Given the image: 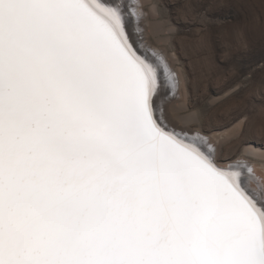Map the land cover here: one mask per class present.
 <instances>
[{
	"label": "snow or ice",
	"instance_id": "1",
	"mask_svg": "<svg viewBox=\"0 0 264 264\" xmlns=\"http://www.w3.org/2000/svg\"><path fill=\"white\" fill-rule=\"evenodd\" d=\"M128 7L0 0V264H264L261 179L177 102ZM198 15L217 70L239 66L248 8Z\"/></svg>",
	"mask_w": 264,
	"mask_h": 264
},
{
	"label": "rangeland",
	"instance_id": "2",
	"mask_svg": "<svg viewBox=\"0 0 264 264\" xmlns=\"http://www.w3.org/2000/svg\"><path fill=\"white\" fill-rule=\"evenodd\" d=\"M127 2L133 16L140 15V20H143V34L148 38L144 42L148 41V46L159 49L163 56H167L172 68L180 73L182 92L177 94L179 89L173 91L180 103H188L191 97L203 106L202 118L205 127L210 130V139L223 145L224 155L233 156L236 161L241 160L246 164L252 163L250 167L254 169V175L261 179L260 185L254 183L259 191L264 186V170L260 164L264 160L249 155L246 150L255 147L264 151V120L259 116V110L264 107V37L260 31L264 0ZM234 2L243 3L250 11V30L254 36L252 40L246 35L241 36L237 46L241 57L239 66L218 71L215 53L198 42V13L202 6L223 9ZM131 4L137 5L140 14H135ZM173 25H178L184 31L174 32ZM228 89L235 95L225 98L224 90ZM254 161L258 167L253 165Z\"/></svg>",
	"mask_w": 264,
	"mask_h": 264
},
{
	"label": "bare ground",
	"instance_id": "3",
	"mask_svg": "<svg viewBox=\"0 0 264 264\" xmlns=\"http://www.w3.org/2000/svg\"><path fill=\"white\" fill-rule=\"evenodd\" d=\"M122 1V4H127L128 2H127V0H121ZM140 1V0H139ZM92 2L93 3H95V4H97V5H101V6H103V5H105L106 4V2H107V0H92ZM133 3V2H132ZM136 4H137V2H135ZM136 4H131L130 5V7H132V5H136ZM139 4V3H138ZM140 5V4H139ZM138 5V6H139ZM133 8V7H132ZM139 8H140V6H139ZM139 10L140 9H137V5H136V7H134L133 8V11L135 12V14H140V12H139ZM139 16L140 15H136L135 17L133 16V18H134V21H136V22H138V19L140 20V18H139ZM160 34V33H159ZM148 44V41H145L144 42V40H143V42H142V46H145L146 47V50L147 51H149V52H152L153 54H155L156 56H157V58H159L161 61H162V64H163V66H164V69H165V76H166V78L170 81V82H172V84H173V91L174 90H177V89H179L178 91H176L177 92V94H179V92L181 91L182 92V79H181V77H180V73L179 72H177L174 68H172V64L170 63L169 64V61L167 60V56L165 57V56H163V54H161L158 50H157V48L156 47H153V46H151V45H147ZM165 55V54H164ZM175 72H176V75H175ZM176 92H174V93H176ZM176 94V95H177ZM177 102L178 103H180L181 101L179 100V99H177ZM216 137V136H215ZM214 137V138H215ZM208 138H210V137H208ZM217 138V137H216ZM246 152L249 154V155H251V156H254V157H256V158H258V159H262V160H264V151H262L261 149H257V148H255V147H251V148H248L247 150H246ZM237 162H239V163H242V164H246L245 162H241V160L240 161H237ZM250 164H252V163H250ZM249 163H247L246 165L247 166H251ZM261 164V168L264 170V162H262V163H260ZM255 167H258L259 165L254 161V164H253ZM254 168V167H253ZM254 170V169H253ZM255 171H256V169H255ZM254 172V171H253ZM259 173V172H258ZM254 174V173H253ZM264 174V173H263ZM256 175V174H255ZM261 175V174H260ZM262 178V177H261ZM254 183H256V181H249V187H251L254 191H257V192H259L258 190H256V186H254ZM256 185H257V183H256Z\"/></svg>",
	"mask_w": 264,
	"mask_h": 264
}]
</instances>
